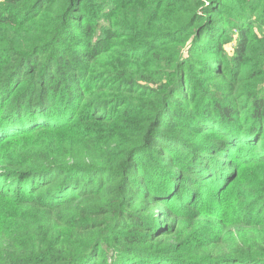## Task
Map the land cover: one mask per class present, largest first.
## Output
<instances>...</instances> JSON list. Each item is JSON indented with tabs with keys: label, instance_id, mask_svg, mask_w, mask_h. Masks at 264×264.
<instances>
[{
	"label": "trees",
	"instance_id": "1",
	"mask_svg": "<svg viewBox=\"0 0 264 264\" xmlns=\"http://www.w3.org/2000/svg\"><path fill=\"white\" fill-rule=\"evenodd\" d=\"M95 1L6 0L0 14L35 27L22 49L0 44V264H264V172L252 198L217 189L264 166V43L248 15L264 0H161V31L140 34L172 46L148 85L105 66L112 81L96 80L118 32H96ZM217 206L225 230L186 247Z\"/></svg>",
	"mask_w": 264,
	"mask_h": 264
},
{
	"label": "rangeland",
	"instance_id": "2",
	"mask_svg": "<svg viewBox=\"0 0 264 264\" xmlns=\"http://www.w3.org/2000/svg\"><path fill=\"white\" fill-rule=\"evenodd\" d=\"M237 2L238 8H246L249 3L245 0H234ZM8 6L6 0H0V14H4V8ZM263 6H261V9ZM93 11V19L95 25H100L96 32H99L101 28L110 29L115 34L109 39V49L99 57V67L97 68L100 73H97V79L105 83L112 81V76L105 74L102 75L103 68L105 66L114 72L126 75L134 78L138 84L148 85V81L154 82L162 78L165 74L166 63L165 60L170 52L172 45H168L167 42H160L159 35H156L155 39L149 42L144 40L142 31H152L155 34L161 31L162 28V13L168 10V7L161 0H96L95 4L91 6ZM248 15L252 20L253 31L257 35V39L254 40V45L258 46L264 43V15L260 13L248 12ZM31 23H23L22 21H16L13 23H2L0 29L2 30L3 36L0 39V44L14 43L17 48L22 49L25 47V38L29 37L27 29H35L30 27ZM36 33V32H34ZM232 39L225 44V52L228 57H231L234 52L236 44L237 32L234 30L230 31ZM121 37H117V36ZM168 46L167 49L162 48L161 45ZM254 54H251V60H253ZM264 88V81L262 82ZM108 92V91H107ZM110 92V91H109ZM115 94V93H112ZM112 111L116 112L117 107L109 105ZM88 109L82 107L78 112H86ZM68 118V117H67ZM1 119V116H0ZM68 124L71 121H66ZM5 122H0V127L5 126ZM115 124L122 125L121 120ZM82 124H78V127ZM81 128V127H79ZM57 133L54 132L53 135ZM0 137H5L1 136ZM10 141V140H9ZM7 148L12 147V142H9ZM6 154H10L8 149ZM5 166L0 165V172ZM263 165H249L241 169L240 177L233 185L228 184L227 179L223 184L219 183L217 189H224V193H244L249 198L253 197L254 185L253 179H257L259 175H263ZM4 179H0V186H5ZM252 187V189H251ZM222 198V195L221 197ZM219 201V200H218ZM1 203V201H0ZM205 206H214L215 203L212 201H206ZM231 205L230 208H232ZM213 218L211 219H200L198 225L193 230H189L184 235L185 246H192L195 242L203 240L208 234V228L213 227L217 233L225 230V227L217 222H214L216 215L221 213L219 206L211 208ZM160 209L155 208L154 213H159ZM232 214L231 212H228ZM157 215V214H155ZM168 221L169 219H164ZM179 224L188 222L185 219L179 220ZM214 222V223H212ZM234 236H239L246 232L245 229L233 228L230 231Z\"/></svg>",
	"mask_w": 264,
	"mask_h": 264
}]
</instances>
